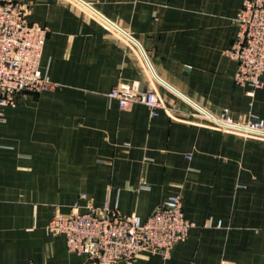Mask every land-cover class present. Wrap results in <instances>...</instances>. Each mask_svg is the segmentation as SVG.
Wrapping results in <instances>:
<instances>
[{"label": "crops", "instance_id": "1", "mask_svg": "<svg viewBox=\"0 0 264 264\" xmlns=\"http://www.w3.org/2000/svg\"><path fill=\"white\" fill-rule=\"evenodd\" d=\"M47 30L53 84L0 107V264H92L47 232L55 208L107 203L145 220L178 195L192 224L168 258L133 264H264V141L195 117L264 120L263 87L226 55L243 0H12ZM155 86L166 110L119 109L118 83Z\"/></svg>", "mask_w": 264, "mask_h": 264}, {"label": "built area", "instance_id": "2", "mask_svg": "<svg viewBox=\"0 0 264 264\" xmlns=\"http://www.w3.org/2000/svg\"><path fill=\"white\" fill-rule=\"evenodd\" d=\"M236 37L226 55L235 61L233 82L252 92L263 87L264 0H243L234 19ZM47 30L29 21L27 5L0 0V107L12 105L20 92H42L53 87L39 71ZM119 109L132 104L145 106L151 116L166 107L155 86L145 91L137 83H118L107 94ZM195 117L209 121L213 128L242 139L264 141V120L252 117L236 123L228 109L218 116L200 110ZM192 224L186 219L181 198L164 199L145 220L136 214L123 215L107 203L75 202L64 215L55 208L47 232L64 237L70 253L84 255L92 264H133L143 253L166 259L177 243L187 239Z\"/></svg>", "mask_w": 264, "mask_h": 264}]
</instances>
